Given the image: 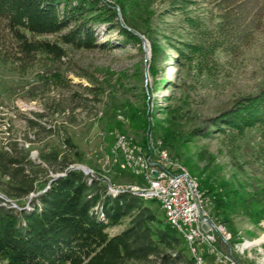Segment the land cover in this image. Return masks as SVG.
Instances as JSON below:
<instances>
[{"label": "rangeland", "instance_id": "1", "mask_svg": "<svg viewBox=\"0 0 264 264\" xmlns=\"http://www.w3.org/2000/svg\"><path fill=\"white\" fill-rule=\"evenodd\" d=\"M118 1L125 13L113 4L114 14L105 12L107 20L91 24L93 48L65 46L67 53L55 63L0 60V129L10 126L9 134L20 141L28 133L32 143L24 146L33 160L40 150L61 148L69 139L84 154L82 165L113 186L138 183L128 182L111 164L117 159L121 164L116 142L126 136L129 145L141 147L142 158L159 159L163 151L198 184L244 191L260 199L264 210V130L224 122L236 100L264 89V26L226 50L217 35L220 13L210 0ZM52 72L59 73L55 81ZM85 87L96 89V99ZM26 119L52 133L37 134ZM7 138L0 131V144ZM61 174L53 169L48 176ZM152 208L163 217L155 204ZM254 220L242 211L230 216V224L223 223L228 241L215 232L213 253L197 247L202 256L208 253L202 264H219L224 255L230 260L225 264H264V242L244 247L264 234V212Z\"/></svg>", "mask_w": 264, "mask_h": 264}, {"label": "trees", "instance_id": "2", "mask_svg": "<svg viewBox=\"0 0 264 264\" xmlns=\"http://www.w3.org/2000/svg\"><path fill=\"white\" fill-rule=\"evenodd\" d=\"M96 2L95 10L92 7ZM210 2L220 13L217 35L226 50L246 42L264 26V0ZM118 3V0H0V60L18 64L38 60L55 63L67 53L65 46L93 48L96 34L93 23L104 20L105 12L114 14L113 4ZM121 8L125 13L126 7ZM251 10L253 16L248 18ZM191 51L194 55L200 53ZM55 76L59 73L52 72L51 80L55 81ZM85 89L96 99L95 88ZM235 103L224 122L242 129L258 125L264 130V89ZM35 115L43 117L40 113ZM26 120L37 134L52 133L51 128ZM3 125L0 117V127ZM10 129V126L7 130L0 129L8 135L0 144L3 196L0 264H196L183 236L166 221L162 211L163 217H159L152 208L155 204L160 209L157 202L144 200L128 190L109 191L103 174L86 175L69 167L85 161L84 154L69 139L61 148L40 150L37 161L33 160L24 146L32 143L28 133L20 141L9 134ZM132 129L144 131L139 125H132ZM53 169L63 174L51 178L48 173ZM118 171L126 175L128 182H135L133 178L141 182L140 177L126 170ZM226 186L199 182L215 220L230 224V216L238 211L251 220L264 212L258 205L260 199ZM6 200L13 201L16 207ZM116 227L122 229L112 232ZM215 246L218 247L217 243Z\"/></svg>", "mask_w": 264, "mask_h": 264}, {"label": "built area", "instance_id": "3", "mask_svg": "<svg viewBox=\"0 0 264 264\" xmlns=\"http://www.w3.org/2000/svg\"><path fill=\"white\" fill-rule=\"evenodd\" d=\"M126 139V136L119 137L123 151L130 152L134 156L136 164H143L149 172L148 190L134 188L133 191L144 195H155L157 200H164V207H160V210L167 212L169 217H173L176 222L188 227V233L192 237V251L190 253L195 257L196 263L198 258H203L197 251L199 245H204L208 253L215 251V232L220 234V238L224 242L231 238V234L226 231L224 225L217 224V220L212 219L209 206L198 205L197 201L195 204H188V195L196 196L197 193L203 192L200 188H195L191 183H188L185 172H182L179 166L172 164V155L159 151V159H150L148 154L147 158H139L141 147L135 145L133 149H126ZM111 164L114 166L117 164L118 170H124L120 167L118 159L116 163ZM91 175L93 174L91 173ZM193 217H200V222L205 224V239H197L196 232L191 230ZM224 256L218 257L219 264L230 262L229 258Z\"/></svg>", "mask_w": 264, "mask_h": 264}, {"label": "bare ground", "instance_id": "4", "mask_svg": "<svg viewBox=\"0 0 264 264\" xmlns=\"http://www.w3.org/2000/svg\"><path fill=\"white\" fill-rule=\"evenodd\" d=\"M120 137V136H119ZM119 137L117 138L116 142V148L117 150L122 153V161L120 164V167L124 168L123 171H128L132 173L134 176L140 177L141 182L140 183H127L122 184L119 186H113L111 183H107V188L109 186V191L112 192H122V191H130L133 192L137 197H140L144 200H153L157 202V204L160 207H164V200H157V196L155 195H144L140 192L133 191V189H140V190H148L149 188V172L143 164H136V160H134V156L130 154V152L123 151V148H121V142H119ZM134 146L129 145L126 141V149H133ZM115 148V149H116ZM141 154V153H140ZM139 154V158H142ZM142 155V154H141ZM172 164L179 166L180 170L182 172H185L186 180L188 183H191L195 188H200L197 181L191 177L192 175H189V173L180 165H178L175 161H172ZM84 174L92 173L89 168L82 171ZM140 180V179H139ZM196 201L198 202V205L207 206L208 200L203 195V193H197L195 195H188V204H195ZM164 213L166 221L174 227L186 240L190 251H192V237L188 233V227H186L184 224H180L179 222H176L173 217H169V214L165 211H162ZM221 224V223H218ZM191 230L196 232L197 239H205L206 237V226L204 223L200 222V217H193L191 220ZM261 242H264V234H262L258 239L253 240L251 242H247L244 244V247L250 246L252 244H260ZM202 264V258H198V263Z\"/></svg>", "mask_w": 264, "mask_h": 264}, {"label": "water", "instance_id": "5", "mask_svg": "<svg viewBox=\"0 0 264 264\" xmlns=\"http://www.w3.org/2000/svg\"><path fill=\"white\" fill-rule=\"evenodd\" d=\"M74 168L79 169V170H81V171L87 169V167L83 166L82 164H77V166H75ZM61 175H62V174H61ZM0 198H1V197H0ZM12 205H13V207H16V205H15L14 203H13Z\"/></svg>", "mask_w": 264, "mask_h": 264}]
</instances>
